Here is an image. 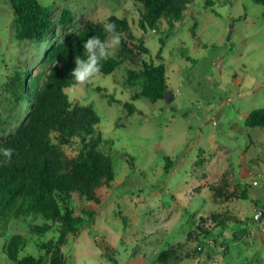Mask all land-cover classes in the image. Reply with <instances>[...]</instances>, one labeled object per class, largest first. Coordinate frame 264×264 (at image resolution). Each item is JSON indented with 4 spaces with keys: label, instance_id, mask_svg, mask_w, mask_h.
<instances>
[{
    "label": "rangeland",
    "instance_id": "1",
    "mask_svg": "<svg viewBox=\"0 0 264 264\" xmlns=\"http://www.w3.org/2000/svg\"><path fill=\"white\" fill-rule=\"evenodd\" d=\"M39 2L52 8V31L42 42H21L10 2L0 0V142L17 131L24 118L19 113L28 110L11 79L33 76L53 43L70 39L88 22L103 26L112 16L128 19L130 33L142 41L123 35L132 60L66 90L71 102L95 111L117 183L99 190L104 204L92 219L84 214L94 205L71 198L74 216L86 224L67 236L65 264H162L163 252H172L165 264H264V217L256 221L264 211V130L246 126L249 114L264 108V6L255 0H191L181 22L162 20L158 29L144 32L139 24L145 7L137 0ZM64 11L71 26L61 21ZM121 50L120 42L114 55ZM143 63L165 64L174 101L153 103L140 96L141 83L129 85L127 72L141 71ZM97 87L121 104L110 105ZM126 102L135 107L133 115L123 108ZM81 146L76 138L63 150L75 157ZM216 187L238 188L249 198L218 199ZM119 209L129 219L126 229ZM44 225L52 227L44 237L31 233ZM55 226L40 215L17 217L13 208L0 221V264H15L5 249L17 236L19 262L32 256L50 264L38 242L55 240Z\"/></svg>",
    "mask_w": 264,
    "mask_h": 264
},
{
    "label": "trees",
    "instance_id": "2",
    "mask_svg": "<svg viewBox=\"0 0 264 264\" xmlns=\"http://www.w3.org/2000/svg\"><path fill=\"white\" fill-rule=\"evenodd\" d=\"M264 6V0H255ZM13 9L16 25L15 38L18 41L42 42L52 31V8L42 5L39 0H9ZM145 7L141 15L140 29L156 30L162 20H167L171 26L184 18V13L191 0H137ZM61 21L68 26L72 25L71 14L64 11ZM115 23L117 31L127 35L129 39L142 41L130 33L128 19L116 16L109 18ZM101 40L107 39L103 26L99 23L88 22L85 27L70 39L56 41L46 51L43 62L37 66L33 76L28 72L17 74L9 84L16 98L28 102V110L19 113V120L23 122L17 131L8 139L0 142V147L13 150L10 160L0 155V221L14 208L17 217L40 215L46 221L56 224L54 227L57 238L44 243L38 242V248L50 256V264H65L61 252L69 234H76L80 227L86 224L82 217L74 216L70 200L77 196L92 203L94 206L84 215L92 219L104 200L99 194L103 187L116 184L112 158L102 150L103 140L100 121L95 111L89 106L71 102L66 90L76 83L70 76L75 67L76 56H82V43L91 36ZM163 45L164 40L160 39ZM122 50L101 62L100 72L104 75L113 74L125 61L134 58L133 50L121 41ZM141 51L148 52L140 47ZM161 50V49H160ZM142 70L127 72V81L131 87L141 83L140 96L151 102L164 101L170 92L166 78L165 64H142ZM98 92L108 99V103H119L106 90L97 87ZM128 115H133L135 107L131 103H122ZM0 123L2 119L0 118ZM248 128L264 130V108L252 111L247 120ZM1 133V131H0ZM80 139L81 150L72 157L63 150V146L74 139ZM128 160L133 161L128 156ZM169 169L170 159L166 158ZM131 167L134 166L130 163ZM218 199H234L244 201L249 198L244 190L235 188L228 190L212 188ZM119 217L124 229L128 227V217L119 209ZM225 224L228 220H224ZM220 222L222 229L228 226ZM52 227L48 225L35 226L31 233L44 237ZM204 235L206 231H203ZM238 234L234 233L236 239ZM190 238V237H189ZM219 239V238H217ZM22 239L13 237L8 243L5 252L15 264H42L43 258L35 259L32 256L24 257L20 262L18 254L21 250ZM219 240H215L217 243ZM172 252H163L158 261L167 263Z\"/></svg>",
    "mask_w": 264,
    "mask_h": 264
},
{
    "label": "clouds",
    "instance_id": "3",
    "mask_svg": "<svg viewBox=\"0 0 264 264\" xmlns=\"http://www.w3.org/2000/svg\"><path fill=\"white\" fill-rule=\"evenodd\" d=\"M104 31L109 38L101 40L93 35L82 43L83 55L76 56L75 67L71 70L70 76L76 83H86L94 79L100 72L101 62L114 55V50L121 42V34L117 31L115 23L103 24ZM13 150L0 147V155L10 160Z\"/></svg>",
    "mask_w": 264,
    "mask_h": 264
},
{
    "label": "water",
    "instance_id": "4",
    "mask_svg": "<svg viewBox=\"0 0 264 264\" xmlns=\"http://www.w3.org/2000/svg\"><path fill=\"white\" fill-rule=\"evenodd\" d=\"M230 37H231V32L229 33L228 38L230 39ZM174 99H175V97L170 92L167 93L166 99H165L167 103H171L172 101H174ZM220 115H221V113L217 114V116H216L217 120H219ZM263 217H264V211L260 210L259 215L256 217V221H258V222L261 221Z\"/></svg>",
    "mask_w": 264,
    "mask_h": 264
}]
</instances>
